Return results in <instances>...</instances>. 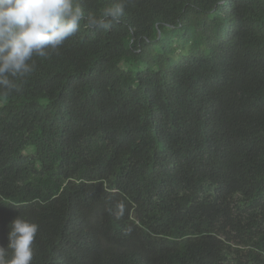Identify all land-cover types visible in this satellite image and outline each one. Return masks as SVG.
Instances as JSON below:
<instances>
[{
	"label": "trees",
	"instance_id": "1",
	"mask_svg": "<svg viewBox=\"0 0 264 264\" xmlns=\"http://www.w3.org/2000/svg\"><path fill=\"white\" fill-rule=\"evenodd\" d=\"M84 23L0 92V246L20 216L32 264H264V0Z\"/></svg>",
	"mask_w": 264,
	"mask_h": 264
},
{
	"label": "clouds",
	"instance_id": "2",
	"mask_svg": "<svg viewBox=\"0 0 264 264\" xmlns=\"http://www.w3.org/2000/svg\"><path fill=\"white\" fill-rule=\"evenodd\" d=\"M126 0L99 14L85 15L80 0H0V92L19 91L36 68L81 28L110 30L124 15ZM7 246H0V264H32L39 231L35 222L18 216L10 222ZM11 252L9 257L8 252Z\"/></svg>",
	"mask_w": 264,
	"mask_h": 264
}]
</instances>
